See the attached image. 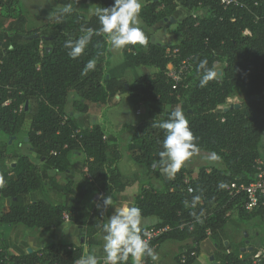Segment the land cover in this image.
Returning <instances> with one entry per match:
<instances>
[{
	"label": "trees",
	"instance_id": "trees-1",
	"mask_svg": "<svg viewBox=\"0 0 264 264\" xmlns=\"http://www.w3.org/2000/svg\"><path fill=\"white\" fill-rule=\"evenodd\" d=\"M52 1L61 8L58 21L26 31L20 2L0 0V7H19L6 24L0 12V135L4 138L0 175L6 181L0 188V224L37 229L49 239L42 249L22 255L1 248L0 264H75L84 247L89 253L98 243L110 209L104 206V198L111 200L136 182L139 187L132 206L139 207L144 218L157 219L153 228H170L149 239L152 247L166 240H188L183 264H193L200 243L209 239L217 252L216 264H264V256L254 261L255 247L233 245L225 229L231 216L248 223L254 218L264 222V206L246 212L242 197L231 198L227 190L231 183L249 184L254 179L257 146L264 135V0H230L226 5L220 0H145L140 19L146 27L170 20L177 8L188 12L176 24L180 42L153 43L142 27L148 45L128 46L122 62L115 66L110 64L105 34L94 35L79 58L67 55L65 41L78 39L82 26L98 29L99 21L86 3ZM84 1L102 8L113 4V0ZM67 4L73 8L70 15L62 13ZM196 9L206 14L193 15ZM91 59L96 60L95 70L85 75ZM183 59H189L192 70L186 87L174 91L173 82L165 76L166 66ZM201 60H207L208 68L221 65L220 74L203 87L198 70ZM139 67L156 72L140 75ZM127 72L132 74L130 85ZM124 93L132 106L144 105L147 112L127 141L130 159L146 170L143 182L136 175L128 179L119 172L122 155L117 135L99 124L80 129L75 119L92 105L112 107L116 96ZM235 93H241L242 99L229 104L228 98ZM70 100L73 111L66 114ZM178 106L186 114L199 149L216 152L223 164L221 168L201 167L187 184L183 167L168 182L151 167L163 140V131L155 125ZM21 145L28 152H21ZM73 155L82 157L80 182L64 183L58 176L70 170ZM158 180L161 186L154 188L151 181ZM220 183L227 187L220 188ZM187 186L194 191L188 193ZM34 192L40 199H30ZM195 195L202 197L197 206H186L185 201L191 202ZM64 215L72 225L84 228L82 241L68 244L56 238L55 229L64 223ZM148 229L143 228L145 237ZM191 252L194 257L189 256ZM145 262L150 264V259L145 257ZM126 264H133L131 257Z\"/></svg>",
	"mask_w": 264,
	"mask_h": 264
},
{
	"label": "clouds",
	"instance_id": "clouds-1",
	"mask_svg": "<svg viewBox=\"0 0 264 264\" xmlns=\"http://www.w3.org/2000/svg\"><path fill=\"white\" fill-rule=\"evenodd\" d=\"M143 7V0H113L110 7H97L94 15L98 18L99 28L81 27L82 35L78 39H68L64 47L69 49L67 55L71 59H77L84 54L85 49L90 44L92 37L105 34L111 50L121 53L130 45L147 46L149 37L145 34L141 26L140 14ZM73 12L71 4L64 5L62 13L70 15ZM207 60H201L198 64V70L202 72L200 86H205L210 80L214 79L218 73L215 69L207 67ZM96 60L91 59L84 68V74L95 70ZM163 131V140L161 141V151L158 153V159L153 160L151 167L158 169L159 173L166 178H172L185 162L200 152L195 143L194 136L189 121L183 108L178 106L170 111L166 120L155 125ZM209 161L222 163V158L216 152L208 153L206 157ZM5 179L0 175V188L5 186ZM220 188H225L224 183L219 184ZM190 192L194 191L189 189ZM200 195L192 197L191 202L185 201L186 206L193 209L201 201ZM105 207L111 205L110 198H104ZM203 213L201 212V215ZM197 222H202L195 212L190 213ZM145 218L142 210L137 206L123 205L114 209V213L107 218L101 225L103 239V264H126L131 257L134 264H145V257L152 262L160 260L159 253L151 246L149 239L142 235V225ZM75 264H100L94 254L85 250Z\"/></svg>",
	"mask_w": 264,
	"mask_h": 264
},
{
	"label": "crops",
	"instance_id": "crops-1",
	"mask_svg": "<svg viewBox=\"0 0 264 264\" xmlns=\"http://www.w3.org/2000/svg\"><path fill=\"white\" fill-rule=\"evenodd\" d=\"M75 1L88 4L90 12H95L96 8L99 7V5L96 2H88V1H84V0H75ZM95 3L97 4V6L95 9H93V11H91L92 5ZM24 6L26 7L27 4H25ZM182 11L183 10H181V8H177V10L175 11L174 15H180V19H178V20H175L174 17H172L175 20V22H180L185 16H187L188 12L185 10V11H183L184 12L183 13ZM141 26L143 28H146L149 31V33L151 34V41L153 43L168 46V43H160V42L155 40V37L153 35V31H152L153 26L152 27H146V25L142 21H141ZM179 42H180V39H178L177 42L174 43V45L178 44ZM109 51L111 53L110 64L112 66H115V65L119 64L120 62H122L123 52L121 54V53H116V52L112 51L110 45H109ZM137 72L140 75H148V74L155 73L156 69H154L152 67H139V68H137ZM124 96L125 97L127 96V98H128L127 93L124 94ZM121 97H122L121 95L116 96V99H118L120 101ZM137 108L140 109V111L141 110L146 111L144 105H139V106H137ZM107 111H108V109L102 111L101 113L103 115L102 118L105 120L106 125L108 126L109 121L105 118V116H106L105 114L107 113ZM88 116H93L95 118V120H91ZM99 118L100 117H98V115H93V113L91 114V112H87L85 114H78L75 116L76 122H77L80 129L86 128V127H91L92 125H95V124H99V125L103 126L102 123L99 122V120H100ZM87 121H92V124L91 125L86 124ZM135 125H137V124H135ZM134 126H132V128ZM107 132L111 133V134H115L118 136L119 149H120V152L122 155V158L118 164L119 172L124 177H126L128 179H132V177L136 175L140 178L141 182L147 181L146 177H145L146 170H145L144 166L134 163L130 159L127 151L124 152V150H123L124 147L121 145L120 135H118V133L120 131L114 132V131H110L107 129ZM128 133L130 134L129 131H128ZM129 134L127 135L126 142L129 139ZM72 169H73L72 170L73 173L78 172V171H76L77 168L74 165L72 166ZM73 173L71 174L70 171H67L65 173V175H66L65 177L58 176V178L60 181L65 182V180H69L72 178V176L74 175ZM161 176L165 182H168L172 179V178H166L162 174H161ZM151 184L154 186V188H159V186H161V181L160 180L151 181ZM138 187H139V183L136 182L131 187H128L123 193L112 196L109 214H108L107 218L110 217L114 213V209H117V208H119L125 204L132 206V198H133L134 194L137 192ZM30 199L32 201L38 200V199H40V194L38 192H34V193L30 194ZM107 218L105 219L104 222H106ZM156 224H157V219L155 217H153V216L146 217L145 222L142 225V229L146 228V227L152 228ZM239 227H240V222L238 221V219L235 216H231V218L228 220V222L226 224L225 229H226L227 235L229 237V240L233 245H237L233 241H234L236 235L238 234V230H239L238 228ZM17 228H18V226H14L13 228L11 226H6V227L0 228V232L4 234L2 237H0V249L5 248L10 253H13L16 255H22V254L28 253L29 250H30V252L38 251V250L42 249L44 244L49 242V239L47 238L46 234L41 233L37 229H26L24 227H19L18 229ZM15 230H19L20 232L23 231L22 237L20 235L15 236L14 235ZM83 232H84V228L72 225L69 221H64V223L62 225H60L58 228L55 229L56 238L58 240L63 241L64 243H68V244H73L74 242H72V241L74 239H76L77 241L78 240L82 241V238H80V235ZM245 232H247V231H245V230L242 231V234L243 235L246 234ZM102 235L103 234L101 232L97 238L98 243L96 245H93L89 249V253L96 255L98 260L103 262L104 252H103ZM185 243H189V241L188 240H186V241L166 240V241L156 245L154 247V249L159 253L160 260L158 262H155V264H180L177 261V259H178V256H179L181 250L184 248L183 245H185ZM244 245L246 248L250 249L249 248L250 246H248V241H245ZM199 249H200V253H199L198 257L196 258V260L193 262V264H215L214 260H215V257L217 256L216 255L217 252L215 250V246L213 245V243L209 239H206L203 242H201L199 245ZM85 250H87V249L84 247V253H85ZM87 252H88V250H87ZM131 262L134 264L132 259H131ZM149 263L154 264V262H152L151 260ZM145 264H146V262H145Z\"/></svg>",
	"mask_w": 264,
	"mask_h": 264
},
{
	"label": "rangeland",
	"instance_id": "rangeland-1",
	"mask_svg": "<svg viewBox=\"0 0 264 264\" xmlns=\"http://www.w3.org/2000/svg\"><path fill=\"white\" fill-rule=\"evenodd\" d=\"M20 1V5H25L27 6L23 7L21 10L22 16L25 17V29L26 31L29 30H34L38 27H41L45 24H50V23H55L58 21L60 17V9L58 6L55 5V3L52 0H18ZM145 2V0H143ZM143 2V4H144ZM97 4L92 5L91 11L95 9ZM18 5L15 6L14 9H18ZM14 9L8 6L7 8L5 6L0 7V12L4 15V22L5 24L8 23L10 17L14 16L15 13ZM183 10V9H181ZM185 11V10H183ZM182 11V12H183ZM184 13V12H183ZM193 15H199V16H204L206 13L202 9H196L192 12ZM175 20L180 19V15H173ZM176 23L178 22H170L169 20L165 21H160L159 23L155 24L152 28L153 35L155 37V40L160 42V43H168V46L174 45V43L177 42L178 39H180L179 34L177 32V25ZM173 64V63H172ZM176 65V64H174ZM220 64H215V70L217 71L218 75L220 74ZM125 79L128 83V85L131 84L132 82V74L130 72H127L125 75ZM126 94V93H124ZM124 94L121 96V102L118 99H114V105L109 108H101L96 105H92L91 109L89 112L93 115H98L100 117L99 122L102 123L105 131L110 130V131H120L118 135H120L121 139V145L124 147L123 150L124 152L127 151V142L126 138L129 132L132 130V126L140 122L141 120H144L147 117V112L145 110L138 109L137 107H133L131 103L129 102V99L127 96L125 97ZM242 94L241 93H235L234 95L230 96L228 98V103L229 104H237L241 99H242ZM71 101H69L67 107H66V114L70 113L73 111V108L71 107ZM108 109L107 113L105 114V118L109 121V125H106L105 120L102 118V111ZM137 110L139 111V114H137ZM91 120H95L93 116H88ZM86 124L91 125L92 121H87ZM4 138L0 135V141H3ZM257 149L259 151V158L257 160H260L264 163V135L260 141V143L257 146ZM20 150L23 153L28 152V148L25 145L20 146ZM208 151L205 150H200V152L196 155H194L190 160L185 162V165L183 168L187 172V177L186 179H192L195 178L197 171L201 167H216V168H221L223 167L222 163H215L209 161L206 157L208 155ZM70 173H73L72 166L74 165L77 169L74 172L73 176L69 180H65L64 183L71 181L72 183H79L80 182V172H81V167H82V157L78 155H73L71 156L70 159ZM60 177H65L66 175H59ZM160 187V186H159ZM240 222V227L238 228V234L236 235L234 239V243L236 244H244L245 241H248V246H253L258 250H261L263 248V242H264V222L262 220L254 218L251 220L249 223L244 222L242 220H238ZM7 225H1L0 228L6 227ZM12 228L14 226H11ZM20 226H18L19 228ZM17 228V229H18ZM247 231L245 232L246 234H242V231ZM22 232L19 230L14 231V235H20L22 237ZM4 234L0 232V237H2ZM19 236V237H20ZM72 242L76 243L77 240L74 239ZM184 246V245H183ZM24 252V251H23ZM217 255V254H216Z\"/></svg>",
	"mask_w": 264,
	"mask_h": 264
},
{
	"label": "built area",
	"instance_id": "built-area-1",
	"mask_svg": "<svg viewBox=\"0 0 264 264\" xmlns=\"http://www.w3.org/2000/svg\"><path fill=\"white\" fill-rule=\"evenodd\" d=\"M220 1L225 5L231 2L230 0ZM245 34H248V32L245 31ZM191 70L192 66L189 59L180 60L176 65L169 63L166 66L165 76L173 82L172 89L174 91L177 90L178 86L181 88L186 87V80L189 77ZM5 104H7V102ZM20 110L21 107L19 108V111ZM136 113L139 114V111L137 110ZM254 165V179L249 184L231 183L227 187V190L229 191L228 195L231 198L242 197L243 209L246 212H251L260 208L261 206H264V163L260 160H256ZM184 182L187 184L189 180L185 179ZM189 189H191V187L187 186L186 191L191 193ZM64 219L65 221H68L67 215H64ZM169 229L170 228L167 226L158 229L152 227L146 231L145 238L151 239L153 237H157L167 232ZM206 233L209 234L208 231ZM189 256L194 257L195 253L191 252ZM262 256H264V247L256 252L253 259L254 261H259ZM186 257L187 251L183 248L178 256L179 262L182 264L185 263Z\"/></svg>",
	"mask_w": 264,
	"mask_h": 264
},
{
	"label": "water",
	"instance_id": "water-1",
	"mask_svg": "<svg viewBox=\"0 0 264 264\" xmlns=\"http://www.w3.org/2000/svg\"><path fill=\"white\" fill-rule=\"evenodd\" d=\"M170 21L173 23V22H175V20L173 19V18H170ZM33 37H36V36H33ZM49 50V48H47L46 49V51H48ZM76 116V115H75ZM28 253H30V250L28 251ZM212 260V259H211ZM216 264V263H215Z\"/></svg>",
	"mask_w": 264,
	"mask_h": 264
}]
</instances>
